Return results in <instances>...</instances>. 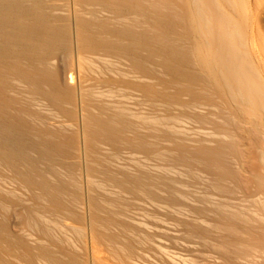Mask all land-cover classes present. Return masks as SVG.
Segmentation results:
<instances>
[{
  "label": "bare ground",
  "instance_id": "1",
  "mask_svg": "<svg viewBox=\"0 0 264 264\" xmlns=\"http://www.w3.org/2000/svg\"><path fill=\"white\" fill-rule=\"evenodd\" d=\"M0 264H264V0H0Z\"/></svg>",
  "mask_w": 264,
  "mask_h": 264
}]
</instances>
